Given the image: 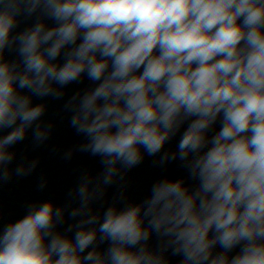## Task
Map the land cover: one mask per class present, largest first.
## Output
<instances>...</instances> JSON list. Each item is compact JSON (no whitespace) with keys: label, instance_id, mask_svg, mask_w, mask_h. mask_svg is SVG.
<instances>
[{"label":"clouds","instance_id":"9594fccd","mask_svg":"<svg viewBox=\"0 0 264 264\" xmlns=\"http://www.w3.org/2000/svg\"><path fill=\"white\" fill-rule=\"evenodd\" d=\"M85 78L64 108L102 171L69 192L78 206L0 227V264H264V0H0V184L37 168L13 167L29 130L36 147L52 133L33 98ZM145 154L187 177L94 210Z\"/></svg>","mask_w":264,"mask_h":264}]
</instances>
